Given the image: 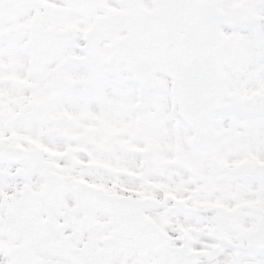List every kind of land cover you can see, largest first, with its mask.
Wrapping results in <instances>:
<instances>
[{
	"label": "snow or ice",
	"instance_id": "1",
	"mask_svg": "<svg viewBox=\"0 0 264 264\" xmlns=\"http://www.w3.org/2000/svg\"><path fill=\"white\" fill-rule=\"evenodd\" d=\"M0 264H264V0H0Z\"/></svg>",
	"mask_w": 264,
	"mask_h": 264
}]
</instances>
